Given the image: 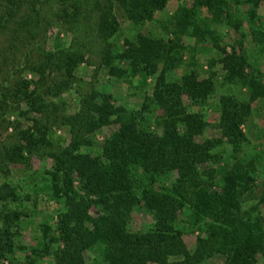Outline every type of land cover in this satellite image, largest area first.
<instances>
[{
	"label": "trees",
	"instance_id": "1",
	"mask_svg": "<svg viewBox=\"0 0 264 264\" xmlns=\"http://www.w3.org/2000/svg\"><path fill=\"white\" fill-rule=\"evenodd\" d=\"M4 1L3 14L9 16L15 15L25 2L24 15L15 21L17 39L35 38L34 29L48 23L40 18L39 7L44 0ZM56 1L59 16L71 31L81 20L83 5L89 12L96 10L92 31L102 44L101 60L111 73H118L114 61H122L132 71L142 69L153 75L154 80L150 95L144 97L137 110L112 108L106 94L91 87L84 94L79 92L76 109L64 113L55 104L47 103L44 95H57L70 83L74 68L85 59L78 46H64L44 49L26 67L19 68L35 74V79L22 74L12 85L1 89L0 103L11 99L17 104L22 102L27 110H20L21 114L32 110L39 116L32 121V130L28 128L19 140L0 144V170L7 162L23 163L34 153L46 152L52 161L46 171L50 196L60 203L52 232L47 224H42L41 246L28 249L32 257L25 254V264L47 255L51 260L46 264H84L83 251L89 247L98 248L105 264H201L217 254L222 258L221 264H256L252 254L262 250L263 229L260 217L241 204L247 175L242 173L243 180H238L234 169L225 167L215 182L214 169L202 164L212 158L210 150L218 142L229 145L231 155L236 156L243 141L240 123L250 102L264 96V81L242 55L222 54L218 59L225 69V78L239 83L244 96L221 94L218 140L196 141L194 136L204 120L200 111L186 110L183 96L193 104L204 100L212 89L210 79L198 78L194 72L169 78L175 44L167 45L168 40L162 42L140 30L153 19L155 11L164 8L167 0ZM245 1L249 17H255L260 0ZM222 2L178 3L170 15L175 40L185 35L203 38L210 33V20L220 21L218 4ZM202 7L210 12L209 21L199 14ZM117 12L134 28L119 45L111 41L120 29ZM224 15L229 19L228 11ZM250 33L257 40L263 35L253 26ZM15 42V38L9 40L7 49H12ZM80 45L84 47V43ZM215 61L211 58L209 66ZM246 66L248 72L244 71ZM53 72L61 80L52 82L49 77H53ZM153 114L155 129L150 128L148 121ZM55 121L63 123L69 134L67 142L59 147L50 141L49 127ZM108 123H113L114 128L97 140L96 129ZM6 171L7 168L3 170ZM168 172H175L172 185L163 183ZM16 199L15 188L6 181L0 182V263L15 248L16 221L22 212L6 206ZM137 204L149 212L152 220L143 229L130 230L129 214ZM183 208L198 230L191 249L176 225L177 214Z\"/></svg>",
	"mask_w": 264,
	"mask_h": 264
},
{
	"label": "rangeland",
	"instance_id": "2",
	"mask_svg": "<svg viewBox=\"0 0 264 264\" xmlns=\"http://www.w3.org/2000/svg\"><path fill=\"white\" fill-rule=\"evenodd\" d=\"M99 1L102 2V0ZM190 1L167 0L164 8L155 11L153 19L146 22L140 30L156 39H161L162 42L168 40L167 45L175 44L171 49V54L174 57L168 73L169 78H178L183 73L194 72L198 78L210 79L212 89L204 100L193 104L187 96H183V102L186 110L200 111L204 120L194 139L201 142L218 140L219 130L216 124L219 96L224 93L238 98L244 96L243 88L239 83L225 78V69L218 58L225 53L240 54L245 58L246 64L253 68L255 75L264 81V0L259 1L253 18L249 17L248 3L245 0H223L220 5L218 4L220 21L217 22H211L210 12L202 7L199 14L210 20L209 29L211 32L205 34L203 38L185 35L180 37V40H175V36L171 32L170 15L178 3L188 5ZM88 3L91 4L90 1ZM5 4L6 1L0 0V91L4 87L12 85L22 74L27 78H36L35 74L19 69L23 66L26 67L31 60H35L36 53H40L44 49H56L64 46L74 49L78 46V49L83 50L85 59L74 68L70 83L62 88L57 95H44L47 103L55 104L57 110L60 108L64 113L72 112L77 108L79 92L84 94L91 87H96L105 93L112 108L122 107L126 110L139 109L144 97L150 95L153 75L142 69L132 71L130 66L122 61H114L118 73L113 74L108 70V66L103 64L101 60L102 44L97 41L98 39L92 31L97 16L96 10L89 12L83 5L81 20L74 28L75 30L71 31L69 25L59 16L58 2L44 0L39 7L40 18H44L41 22L48 20V23L34 29L35 38L18 37L17 39V32L16 34L14 32L15 21L24 15L25 2L13 16L3 14ZM225 11L229 12V19L225 17ZM117 15L120 29L115 32L111 41L119 45L123 43L124 37H129L134 32V28L123 16H120V12H117ZM252 26L263 31L260 40L254 38L250 33ZM13 38L16 39L15 46L12 49H7L9 40ZM80 43H84V47H81ZM211 58L216 61L209 66L208 62ZM159 65H162L161 61ZM249 70L247 66L244 68L245 72ZM50 76H53L49 77L52 82L61 80L60 76H55V72ZM47 82H49L48 79ZM11 100L0 103V105L2 104L0 106V144L19 140L21 134L26 133L28 128L32 130V121L39 116V113L32 110L21 114L20 110H27L26 105L22 102L17 104ZM43 113L45 112L43 111ZM153 117L154 114L148 121L150 128L155 129ZM113 128V123L99 127L95 131V138L100 140ZM49 129L50 141L53 145L55 144V147L67 142L69 134L63 123L55 121ZM240 129L243 141L236 156L231 155L229 145L218 142L210 150L213 154L212 158L204 162L202 167L214 169L215 182L219 179V172L225 167L234 169L238 180H243L242 173L247 175V189L241 195V204L260 217L263 229V247L260 252L252 254V256L255 258L256 264H264V96L250 102L249 111L241 121ZM47 149H50V146ZM51 163V158L46 155V152L39 151L28 156L26 162H7L6 167L2 166L0 182L10 183L17 192L16 201L8 202L6 207L16 208L22 213L16 221L15 248L11 254L2 258L0 264H25V259H27L25 254L32 257L28 253V249L41 246L42 224H47L49 232H52V223L55 221L60 203L50 196L46 171L50 168ZM5 168L7 171L3 172ZM175 180V172H168L163 183L172 185ZM129 217L130 230L143 229L152 220L149 212L141 204L133 207ZM176 225L182 231L181 237L185 245L191 249L198 230L191 225L187 209L183 208L178 212ZM83 255L84 264H105L97 247H89L83 251ZM221 259L217 254L204 260L201 264H221ZM50 260V255L39 259L35 257L33 264H46ZM147 264L154 263L147 262Z\"/></svg>",
	"mask_w": 264,
	"mask_h": 264
}]
</instances>
